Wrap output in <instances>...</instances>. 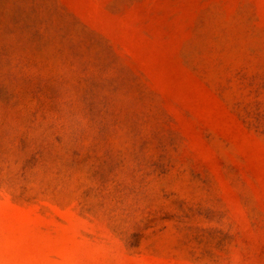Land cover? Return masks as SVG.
<instances>
[{"label": "rangeland", "instance_id": "obj_1", "mask_svg": "<svg viewBox=\"0 0 264 264\" xmlns=\"http://www.w3.org/2000/svg\"><path fill=\"white\" fill-rule=\"evenodd\" d=\"M0 264H264V0H0Z\"/></svg>", "mask_w": 264, "mask_h": 264}]
</instances>
